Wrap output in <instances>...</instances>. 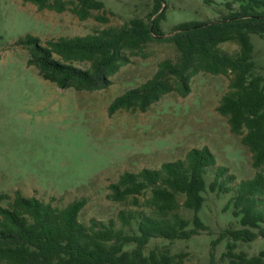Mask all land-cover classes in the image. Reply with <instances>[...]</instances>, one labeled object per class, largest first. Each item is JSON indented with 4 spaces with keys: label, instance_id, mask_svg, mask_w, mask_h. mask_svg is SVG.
I'll return each mask as SVG.
<instances>
[{
    "label": "trees",
    "instance_id": "1",
    "mask_svg": "<svg viewBox=\"0 0 264 264\" xmlns=\"http://www.w3.org/2000/svg\"><path fill=\"white\" fill-rule=\"evenodd\" d=\"M38 10H69L79 20L104 8L102 0H22ZM163 0H155L145 21L133 17L119 26H106L86 35L60 36L44 42L27 35L19 43L28 48V63L39 75L61 89L93 91L107 88L111 76L130 57L139 55L151 41L171 42L175 60H160L153 75L138 86L117 95L108 106L112 115L121 109L146 111L164 95L186 96L191 79L200 72L228 75V88L216 107L226 117L229 129L240 135L251 154L254 175L233 183L235 176L225 166H216L212 180L207 170L216 165L208 146L192 147L183 158L162 162L158 168L124 171L108 185V198L135 207L120 209L114 219L91 218L88 224L78 215L85 204L75 199L64 206L15 190L13 196L0 192V263L4 264H182L186 252L171 254L154 246L144 252L151 239L168 243L185 241L207 230L197 212L204 206L205 192L230 194L224 210L237 227H226L211 241L209 260L222 241L225 248L220 264H264V252L248 255L237 242L264 237V76L256 72L252 35L264 34V0H238V8L225 5L228 13L213 21H185L165 35ZM107 22L104 15H96ZM160 36V37H159ZM235 42L238 50L227 53L223 42ZM81 63L84 66H79ZM86 64V65H85ZM183 197L179 202V197ZM192 210V219L180 214L179 207ZM135 225V230H133Z\"/></svg>",
    "mask_w": 264,
    "mask_h": 264
},
{
    "label": "rangeland",
    "instance_id": "2",
    "mask_svg": "<svg viewBox=\"0 0 264 264\" xmlns=\"http://www.w3.org/2000/svg\"><path fill=\"white\" fill-rule=\"evenodd\" d=\"M102 1L103 9L93 10L90 17L79 20L69 10H38L30 2L0 0V192L13 196L15 190H20L25 196L51 201L59 207L84 199L80 222L112 218L119 227L118 211L135 207L114 202L107 194L109 183L124 171L158 168L162 162L183 158L192 147L208 146L216 165L207 170V183L220 165L235 176L233 183L252 177L255 169L249 150L241 143V136L230 131L226 117L216 110L228 88V75L200 72L191 79L186 96L171 92L146 111L121 109L108 114L110 102L150 78L160 60L176 59L171 42H149L111 76L107 88L93 91L61 89L43 79L28 63V48L19 43L27 35L44 42L119 26L133 17L146 21L155 5V0ZM227 1L233 10L238 8V0H163L159 12H165L160 27L168 35L174 25L185 21L216 20L228 13ZM96 15L106 16L107 22L98 21ZM251 41L256 72L264 76V34L252 35ZM219 48L234 53L238 44L227 41ZM204 196V206L197 215L207 230L173 243L151 239L144 252L154 246L165 247L171 254L186 252L182 264L207 262L211 241L221 230L237 225L231 208L224 210L230 194L207 191ZM182 200L179 197L180 203ZM8 202L2 200L0 204L7 206ZM178 211L190 220L194 215L182 205ZM224 242L212 250L215 264L221 263ZM236 250L249 256L264 252V237L237 242Z\"/></svg>",
    "mask_w": 264,
    "mask_h": 264
},
{
    "label": "water",
    "instance_id": "3",
    "mask_svg": "<svg viewBox=\"0 0 264 264\" xmlns=\"http://www.w3.org/2000/svg\"><path fill=\"white\" fill-rule=\"evenodd\" d=\"M160 37V36H159Z\"/></svg>",
    "mask_w": 264,
    "mask_h": 264
}]
</instances>
